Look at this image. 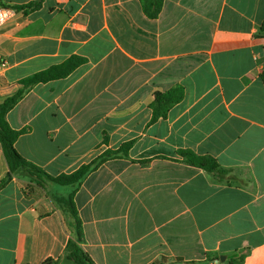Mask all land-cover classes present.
Here are the masks:
<instances>
[{
    "label": "crops",
    "instance_id": "0c3cea01",
    "mask_svg": "<svg viewBox=\"0 0 264 264\" xmlns=\"http://www.w3.org/2000/svg\"><path fill=\"white\" fill-rule=\"evenodd\" d=\"M0 1L15 12L0 29V104L84 60L9 111L19 154L59 176L131 143L80 186L14 174L0 191V264H77L55 201L73 192L94 264H264V0H165L156 19L142 0ZM179 87L153 122L156 93ZM9 172L0 143V182Z\"/></svg>",
    "mask_w": 264,
    "mask_h": 264
},
{
    "label": "trees",
    "instance_id": "16d2710c",
    "mask_svg": "<svg viewBox=\"0 0 264 264\" xmlns=\"http://www.w3.org/2000/svg\"><path fill=\"white\" fill-rule=\"evenodd\" d=\"M143 7L146 14L151 19H156L160 15L165 0H142ZM0 6H6L3 1H0ZM32 9L38 8L39 3H33L30 5ZM27 6V7H30ZM26 6H17L15 9L27 10ZM261 31L264 32V22L261 26ZM84 60L79 57H73L66 62L53 66L45 71L39 72L33 76H30L20 82L22 87L16 91L13 95L7 97L3 103L0 104V143L3 146L5 157L10 165V172L0 182V191L10 182L12 176L17 171L22 170L26 172L32 179L42 184L45 181H50L61 186H80L86 176L96 169L99 165L113 158L114 156L123 153L127 155L128 150L131 148V143L125 144L122 148L117 151H107L99 158L94 160L92 163L83 165L78 170L70 174H61L59 176H51L45 172L39 166L26 160L19 154L15 148V144L18 138L21 136L23 131H17L12 129L7 120L6 116L25 96L28 90L40 83H48L50 81L66 78L75 69L82 65ZM183 89L174 88L170 91L161 93L158 92L155 95V100L151 105L153 110V119L155 122L160 118L166 117L171 107L179 103L183 99ZM183 156L186 157L187 162L191 165L206 169L207 171L214 172L219 171L220 167L217 162L211 158L199 157L192 152H182ZM75 192L69 197H62L56 199V203L63 208V212H68L69 216L73 220V225L70 224L71 231L73 233V239L69 241L68 247L70 250L69 258L75 261L77 264H94L91 258L83 252L80 247L82 241L83 229L82 221L79 217L76 204L74 201ZM159 264V263H158Z\"/></svg>",
    "mask_w": 264,
    "mask_h": 264
},
{
    "label": "built area",
    "instance_id": "2783aa9c",
    "mask_svg": "<svg viewBox=\"0 0 264 264\" xmlns=\"http://www.w3.org/2000/svg\"><path fill=\"white\" fill-rule=\"evenodd\" d=\"M2 11H6L8 15L4 18L3 22L0 23V29L11 20V18L14 16L15 13L14 10L6 6H0V12Z\"/></svg>",
    "mask_w": 264,
    "mask_h": 264
},
{
    "label": "rangeland",
    "instance_id": "374dc122",
    "mask_svg": "<svg viewBox=\"0 0 264 264\" xmlns=\"http://www.w3.org/2000/svg\"><path fill=\"white\" fill-rule=\"evenodd\" d=\"M17 174H20V175H27L29 176L26 172L22 171V170H19L16 172ZM30 177V176H29ZM31 178V177H30ZM36 181V180H35ZM37 182V181H36ZM63 209V208H62ZM64 210V209H63ZM65 215H66V218H67V221L69 222V224L73 225V220L71 219V217L69 216V213L68 212H65Z\"/></svg>",
    "mask_w": 264,
    "mask_h": 264
},
{
    "label": "clouds",
    "instance_id": "9594fccd",
    "mask_svg": "<svg viewBox=\"0 0 264 264\" xmlns=\"http://www.w3.org/2000/svg\"><path fill=\"white\" fill-rule=\"evenodd\" d=\"M8 15L6 11L0 12V23L3 22L4 18Z\"/></svg>",
    "mask_w": 264,
    "mask_h": 264
}]
</instances>
